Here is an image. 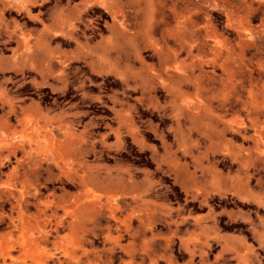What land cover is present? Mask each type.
Segmentation results:
<instances>
[{"label": "rangeland", "instance_id": "rangeland-1", "mask_svg": "<svg viewBox=\"0 0 264 264\" xmlns=\"http://www.w3.org/2000/svg\"><path fill=\"white\" fill-rule=\"evenodd\" d=\"M108 10L0 30V264H264V0Z\"/></svg>", "mask_w": 264, "mask_h": 264}, {"label": "crops", "instance_id": "crops-1", "mask_svg": "<svg viewBox=\"0 0 264 264\" xmlns=\"http://www.w3.org/2000/svg\"><path fill=\"white\" fill-rule=\"evenodd\" d=\"M112 0H0V30L7 31L11 20L10 30L14 39L26 45V52L33 50L36 30H50V20L68 25L82 23L94 11H100L108 16L109 4ZM11 15V16H10ZM89 15V16H88ZM37 25V27H35ZM1 39V38H0Z\"/></svg>", "mask_w": 264, "mask_h": 264}, {"label": "bare ground", "instance_id": "bare-ground-1", "mask_svg": "<svg viewBox=\"0 0 264 264\" xmlns=\"http://www.w3.org/2000/svg\"><path fill=\"white\" fill-rule=\"evenodd\" d=\"M29 223V222H28Z\"/></svg>", "mask_w": 264, "mask_h": 264}]
</instances>
